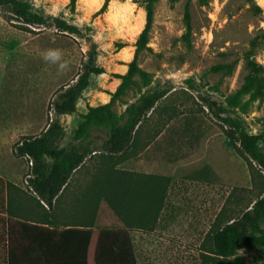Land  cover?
<instances>
[{
	"label": "rangeland",
	"instance_id": "374dc122",
	"mask_svg": "<svg viewBox=\"0 0 264 264\" xmlns=\"http://www.w3.org/2000/svg\"><path fill=\"white\" fill-rule=\"evenodd\" d=\"M28 1L37 11L76 25L80 35L53 26H24L0 8V176L22 189L14 194L24 204V217H50L65 225L71 221L65 207L77 190L112 188L111 182L121 180L126 193L117 196V207L128 222L138 264H208L211 230L264 195L258 165L238 153L208 106L214 101L239 115L250 133L261 134L264 151V96L240 92L250 49L264 66V41L251 47L264 31V0H255L261 15L246 0H208L204 5L191 0L187 36L186 0L156 1L146 46L136 58L147 75L135 74L109 110H97L87 122L82 116L86 101L105 104L103 92L116 90L113 81H121L116 75L122 64L123 74L127 72L146 12L132 0H109L103 12L98 10L104 0H76L74 6L70 0ZM92 50L105 72L90 75L78 104L84 112L55 114L56 93L77 79ZM152 91H164V96L136 126L131 145L120 155L103 151L113 123L108 113L121 116L114 123H122L126 107ZM55 118L64 129L58 145L90 151L68 181L61 211L37 200L26 182L31 163L14 153L19 140L39 134ZM151 187L157 197L153 205L148 202ZM137 207L147 215L144 222L136 218ZM238 252L244 264H264V246Z\"/></svg>",
	"mask_w": 264,
	"mask_h": 264
},
{
	"label": "trees",
	"instance_id": "16d2710c",
	"mask_svg": "<svg viewBox=\"0 0 264 264\" xmlns=\"http://www.w3.org/2000/svg\"><path fill=\"white\" fill-rule=\"evenodd\" d=\"M75 1L70 0V4L74 6ZM108 1L104 0L98 12L106 9ZM132 1L141 5L146 12L145 25L135 43L134 57L129 62L127 72L116 75L121 81L116 90L110 93V100L102 105L89 106L82 115L84 122L97 110H109L115 99L133 82L135 74L147 75L137 66L136 58L138 51L146 46L154 4L158 0ZM190 2L191 0H186L184 4L185 36L192 27ZM207 2L208 0H198L201 5ZM246 2L254 14H262V7L255 0ZM0 8L6 10L9 19L18 20L24 26H53L60 32L80 35L79 27L58 15H45L35 10L28 0H0ZM263 41L264 31L252 39L251 47L254 49ZM254 54L252 49L247 53L248 71L240 92L250 90L253 97L264 96V66ZM103 72L105 69L95 63V51H90L77 79L56 93L52 102L54 113L75 112L76 102L89 85L90 75ZM163 96L164 91L141 94L126 107V116L122 117V123H114L121 116L112 117L109 112L108 119H113V123L108 138L102 144V150L113 155L124 153L133 141L136 126ZM208 106L225 126L227 136L237 144L238 153L258 165L263 176L264 189V151L259 145L261 134L250 133L244 120L239 115L227 113L224 105H216L214 101H210ZM63 134L64 129L55 118L39 134L19 140L14 149L16 155L26 156L31 163L26 180L27 187L33 191L39 202L42 201L49 208L53 207L55 197L67 186L72 173L83 164L90 153L86 146L58 145L57 142ZM116 182L117 185H114ZM121 184V180L111 182L112 189H115L111 192L107 187H95V192L84 194L83 209L81 205H77L68 214L71 221L62 228H56L50 225L49 220L24 217V204L14 194L17 189H22L0 176V264H138L128 222L122 218L117 207V196L120 194L117 188H121ZM152 196H148V202L153 205L155 200L152 199L156 196ZM144 212L142 208L139 210L136 215L138 222H144V217H147ZM220 214H223V210ZM208 238V264H244L239 249L264 246V195L257 197L237 216L217 224Z\"/></svg>",
	"mask_w": 264,
	"mask_h": 264
},
{
	"label": "crops",
	"instance_id": "0c3cea01",
	"mask_svg": "<svg viewBox=\"0 0 264 264\" xmlns=\"http://www.w3.org/2000/svg\"><path fill=\"white\" fill-rule=\"evenodd\" d=\"M123 65V67H124V69H122L121 71H120V73L121 74H123V72L126 70V63L125 64H122ZM104 73V72H103ZM113 82H115V84H119L120 83V81L118 80V78H115L114 79V81ZM104 94H105V100L103 101L104 103H106V102H108L109 100H110V93H106V92H103ZM82 99V95H81V97L79 98V100H77V102H76V111L75 112H73V113H76V112H80V113H83L84 111L82 110V109H80L79 108V101ZM87 103H88V105H87V103L85 104V107L86 108H88L89 106H92V107H94V106H96V105H98V103H97V101H92V99H89V100H87L86 101ZM136 149V148H135ZM134 152V151H133ZM132 152V153H133ZM116 155H118V154H116ZM153 175V174H152ZM66 188H67V186H65V187H63L62 189H61V191L58 193V195L55 197V199L53 200V207H51V208H49L45 203H43L42 201H40V203L42 204V205H44V206H46L47 207V209H49V210H56V209H58L59 211H61L62 210V205H63V203L62 202H60V200H62V195L64 194V192H65V190H66ZM118 189V191H119V193H126V190L124 189V187H121V188H117ZM150 189H152V192H151V194L153 195V188L151 187ZM95 190V188H93V187H90V188H84V189H79V190H77V196L75 197V199L73 200H71V201H69L68 202V204H67V206L65 207V210L66 211H68L69 213H70V211H74V209H76L75 207L77 206V205H81V206H83L85 203H83L84 202V194H88V193H91V192H95L94 191ZM113 190H115V189H112V188H108V191H113ZM151 195V196H152ZM153 197V196H152ZM138 199V198H137ZM89 204V203H88ZM135 206H136V201H135ZM61 207V208H60ZM142 207H137L136 209H135V211L136 212H139V210L141 209ZM61 209V210H60ZM52 213V212H51ZM53 215L55 214V213H52ZM138 214V213H137ZM56 215V214H55ZM60 215V214H59ZM61 215H62V212H61ZM61 217V216H60ZM53 219V218H52ZM50 217L48 218V217H46V218H44V219H41V221L42 220H44V221H50V225H52L53 227H56V228H62V227H64L65 225L63 224V222L62 221H58V220H52ZM45 225H47L46 223H45Z\"/></svg>",
	"mask_w": 264,
	"mask_h": 264
}]
</instances>
